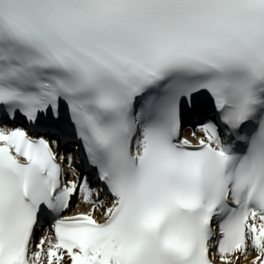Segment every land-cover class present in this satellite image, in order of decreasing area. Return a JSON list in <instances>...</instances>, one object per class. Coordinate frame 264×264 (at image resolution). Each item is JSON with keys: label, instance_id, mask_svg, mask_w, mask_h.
<instances>
[{"label": "snow or ice", "instance_id": "6c2138e0", "mask_svg": "<svg viewBox=\"0 0 264 264\" xmlns=\"http://www.w3.org/2000/svg\"><path fill=\"white\" fill-rule=\"evenodd\" d=\"M0 264H264V0H0Z\"/></svg>", "mask_w": 264, "mask_h": 264}]
</instances>
